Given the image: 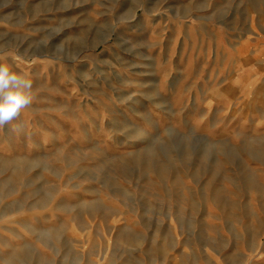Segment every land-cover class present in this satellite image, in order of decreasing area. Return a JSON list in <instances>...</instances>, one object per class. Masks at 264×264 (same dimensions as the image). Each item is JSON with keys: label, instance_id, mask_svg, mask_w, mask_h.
I'll return each instance as SVG.
<instances>
[{"label": "rangeland", "instance_id": "1", "mask_svg": "<svg viewBox=\"0 0 264 264\" xmlns=\"http://www.w3.org/2000/svg\"><path fill=\"white\" fill-rule=\"evenodd\" d=\"M0 63V264H264V0H0Z\"/></svg>", "mask_w": 264, "mask_h": 264}, {"label": "clouds", "instance_id": "2", "mask_svg": "<svg viewBox=\"0 0 264 264\" xmlns=\"http://www.w3.org/2000/svg\"><path fill=\"white\" fill-rule=\"evenodd\" d=\"M33 98L31 80L0 63V126L18 118Z\"/></svg>", "mask_w": 264, "mask_h": 264}]
</instances>
